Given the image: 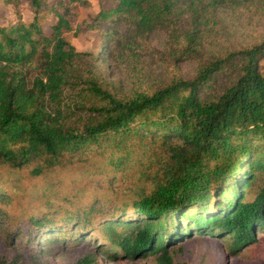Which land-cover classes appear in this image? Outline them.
<instances>
[{"label":"trees","instance_id":"1","mask_svg":"<svg viewBox=\"0 0 264 264\" xmlns=\"http://www.w3.org/2000/svg\"><path fill=\"white\" fill-rule=\"evenodd\" d=\"M25 1L31 21L17 16L0 24V168L31 166L44 185L37 194L28 191L19 209L26 218L21 221L18 210L13 216L14 229L24 226L25 242L34 244L22 256L34 260L38 239L56 250L57 242L79 239L81 229L97 224L110 241V251L100 249L109 259L157 255L156 264H191L175 261L170 251L190 232L226 237L229 250L254 241L257 228H264V38L216 46L191 79L174 72L151 76L136 58L154 31H164L171 45L168 66L199 57L210 36L234 32L237 22L246 27L250 19L263 20L264 0H114L101 6L94 21L108 25L100 28L102 49L131 65L129 90L83 64V54L65 39L71 7L84 0ZM46 15L55 20L49 33ZM114 21L124 24L119 34ZM227 76L228 84L212 94L217 78ZM147 158L150 167L143 165L131 180L151 187L141 186L132 199L113 198V176L96 186L100 205L57 193L67 174L122 175L133 159L140 165ZM14 182L8 186L19 187ZM3 188L0 182V222L16 209L14 193ZM94 256L74 264H94ZM0 264L13 263L2 258Z\"/></svg>","mask_w":264,"mask_h":264},{"label":"rangeland","instance_id":"2","mask_svg":"<svg viewBox=\"0 0 264 264\" xmlns=\"http://www.w3.org/2000/svg\"><path fill=\"white\" fill-rule=\"evenodd\" d=\"M116 2L114 0H84V3H75L71 7L70 23L72 28L64 33V37L69 41L78 52L83 54L82 63L98 68L103 71V75L108 80H114V82L122 87L124 90H129L130 86V69L132 68L129 62H125L124 58L115 60L109 53V51L102 49L103 46V34L100 32V28H107L106 23H99L94 21L96 15L101 9V6L109 7L113 6ZM17 16L26 22L31 21L33 14L25 0H20L13 3H7L4 0H0V24H6L8 21L15 22ZM264 20V19H263ZM257 20L254 23L253 19L249 20V24L243 27L240 23H236V29L234 32H230L228 35H213L209 40H204V47L202 54L195 58L178 59L174 64V67L168 66L170 60V54L173 52L171 45L167 40V36L164 31H154L150 34L149 47L144 46L141 50V57L138 59V68L142 67L149 71L150 75L155 77H167L173 72L178 74L184 79H191L195 77L200 66L202 59L217 53L218 49L228 48L232 45L241 44L245 45L251 43L260 38H264V21ZM55 22L52 15H46L43 18V29L49 33L50 25ZM234 22L228 21L227 24ZM235 24V23H234ZM98 26V28H97ZM124 24L114 21L112 23V29L116 33L122 32ZM112 42L111 45L112 46ZM217 46V47H216ZM91 53H97L98 62L94 61ZM126 63V66H120L121 63ZM130 65V66H129ZM31 73H35L32 71ZM230 77L217 78L214 86L211 88L212 94H218L221 89L228 84ZM134 163L126 166L122 175L120 171H113L108 175L88 176L80 173H70L66 175L60 184L58 185V195L61 198L74 200L77 204L86 202H96L100 205V195L102 192H98L97 184L106 183L111 180L113 176L114 188L118 190L117 197H113L116 201L122 202V197L132 199L134 192H138L141 186L146 191L150 189L148 182L132 181L134 177L133 173L139 171L142 166L150 167V160L144 159L140 165L138 160H132ZM31 166H26L22 169L15 170L9 167H1L0 182L4 184L3 192L5 194L14 193V206L16 209L8 211L9 216L0 222V259L6 258L9 263L13 264H74L79 258L84 255H95L94 264H156L157 255L146 256L143 258H126L124 255L116 256L113 259H109L107 256L109 252H100L101 248L105 251H110V241L107 237L102 235L104 232L99 224L95 226H89L86 229H81L84 232L80 235L79 239L75 238L67 243H56V250H53L49 246H40V239L36 241L35 248L38 249L35 253L33 261H28L22 254L26 250V247H32L34 244L25 242V228L22 226L21 230L14 229L18 223L13 220L15 212L23 207V203L28 201L27 196L30 192L36 194L43 190V182L40 179L34 178L30 174ZM128 175L126 182L120 181L123 176ZM145 178L141 176L143 181ZM12 180V181H11ZM17 183L19 187L15 189L8 186L10 182ZM12 185H14L12 183ZM104 185V184H103ZM105 186V185H104ZM73 188V189H70ZM135 188V190H133ZM93 189H97L92 191ZM106 189V188H105ZM9 190V191H8ZM31 190V191H30ZM30 191V192H28ZM72 191H78L72 192ZM105 194H109L104 190ZM97 195V196H95ZM95 196V197H94ZM131 207H128L130 209ZM41 210L32 211L34 214H40ZM8 215V214H7ZM18 218L22 221L26 216L19 211ZM95 223H98L97 221ZM44 228L35 231L34 233L42 232ZM97 231L98 233H93ZM33 233V234H34ZM35 235V234H34ZM33 235V236H34ZM255 240L242 246L239 249H227L230 244L226 237H220L217 234H198L196 232H190L182 241L177 242L175 245H171L170 251L175 261H186L191 264H264V228L258 229L254 232ZM45 236V234H44ZM108 253V254H107Z\"/></svg>","mask_w":264,"mask_h":264}]
</instances>
